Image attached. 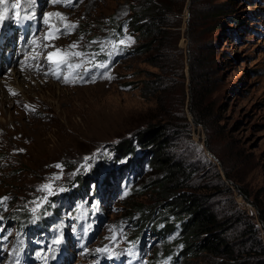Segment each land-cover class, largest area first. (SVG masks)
Here are the masks:
<instances>
[{"label": "rangeland", "instance_id": "374dc122", "mask_svg": "<svg viewBox=\"0 0 264 264\" xmlns=\"http://www.w3.org/2000/svg\"><path fill=\"white\" fill-rule=\"evenodd\" d=\"M134 1L73 0L75 6H66L36 0L33 20L40 27L34 39L37 45L47 42L43 39L48 31L43 15L58 11L69 21L78 22V27L52 43L66 49L79 42L80 51L91 52L94 46L100 48L99 43L92 41H110L99 24L103 26L109 15L124 17ZM170 1L174 6L170 16L173 26L168 30L175 35V44L165 53L169 51L167 63L172 72L151 64L148 53L129 51L107 71L112 79L102 78L88 64V72L78 73L82 80L64 83L62 76L57 79L45 75L49 65L43 55L39 61L28 59L36 51L46 55L54 50L37 48L31 43L34 39L28 42L24 53L16 49L17 64L16 59L1 64L0 197L11 198L6 202V210L0 206V236H7L0 248V264H14L17 258L12 256L13 248L20 252L19 264H45L38 253L49 257L47 264H148L147 258L153 252L162 251L160 239L150 231L134 243L135 258L127 254L133 243L126 241L129 235L124 231L114 248L120 253L118 256L109 259L95 253V249L110 243L107 237L112 235V226L124 227L131 200L119 195V186L106 187L102 203L90 200V208L97 207L88 219L80 220L73 219L81 213L75 215L70 209L76 197L71 191L80 178H87L88 183L100 178L107 186L120 165L115 158L116 144L150 122L167 123L168 117H173L170 124L177 126L179 133L183 130L185 136L174 143L176 152H185L197 167L192 187L208 192L217 190L212 195L217 203L232 199L255 222L264 243L259 218L264 209V0ZM215 4L226 7L227 15L209 16ZM233 16L241 21H235ZM56 19L51 21L55 23ZM13 25L14 21L7 20L0 31ZM11 39L7 40L8 46H12ZM5 42H0L1 47ZM37 62L42 65L40 71L26 66ZM72 62L78 61L74 58ZM14 65L18 67L16 74L12 70ZM62 71L66 73L67 69ZM143 80H156L161 88L143 96ZM9 89L18 95H12ZM159 97H164L165 107L159 103ZM25 105L34 106L35 112ZM201 110L205 112L203 121L196 122ZM93 154L96 159L89 161V171L70 175L84 162V157ZM57 163L64 165V175L56 185L66 191L56 195L54 205L63 207V219H52L44 232L27 228L19 233L10 212L21 211L20 216L31 213L26 205L44 195L37 188L60 171L52 167ZM146 175L149 176L148 172ZM151 199L148 193L138 196L142 203ZM74 205L81 210L78 204ZM88 225L91 228L85 235L83 229ZM61 233L63 241L55 246L53 258L49 248ZM40 234L43 236L37 238ZM136 246L142 247V251L138 253ZM200 260L201 257L197 258L195 264Z\"/></svg>", "mask_w": 264, "mask_h": 264}, {"label": "trees", "instance_id": "16d2710c", "mask_svg": "<svg viewBox=\"0 0 264 264\" xmlns=\"http://www.w3.org/2000/svg\"><path fill=\"white\" fill-rule=\"evenodd\" d=\"M173 9L170 0H135L129 4V11L124 17L107 16L103 26L99 24L104 35L110 41H118L128 35L134 43L111 57L100 53L99 47L94 46L91 52L99 53L96 62L108 64L107 70L96 67L93 68L94 72L101 75L110 71L129 51L148 53L147 59L151 64L159 66L162 71L172 72L167 63L169 51L167 54L165 52L175 44V35L168 30L173 26L170 18ZM226 12V7L215 4L208 15L219 17L227 15ZM233 17L235 21H241ZM199 60L202 61V57ZM160 88L156 80H143L141 94L156 93ZM158 101L162 107L167 105L164 97H159ZM201 101L200 97L198 104ZM204 113L201 110L197 117L199 121H195H203ZM168 119L172 120L173 117ZM169 120L167 123L150 122L116 144L118 153L115 158L120 163L116 174L109 178L105 187L100 178H95L91 183L87 178H80L71 191L76 197L70 209L75 215L83 213L88 219V215L93 213L90 200L102 203L106 198V187L114 184L119 186V195L131 200L123 223V231L129 235L126 241L133 244L138 242L145 231L160 239L162 251L153 252L147 258L148 264H179L181 261L195 264L200 257L202 260L197 264H264V243L251 217L240 211L232 199L223 204L215 202L212 195L217 190L208 192L197 186L192 187L197 167L191 163L189 156H185V152L182 155L176 152L174 143L185 136L183 130L179 133L178 127L172 126ZM222 183L231 192L229 186ZM146 193L152 198L151 202H138V196ZM55 198L56 195L52 196L50 204L36 214L38 218L35 222L31 213L20 216L21 211L10 212L19 233L27 228L45 231L50 222L63 219V207L54 205ZM75 203L81 210L74 208ZM259 218L264 228V209L260 210ZM136 247L138 253L142 251V247Z\"/></svg>", "mask_w": 264, "mask_h": 264}, {"label": "snow or ice", "instance_id": "6c2138e0", "mask_svg": "<svg viewBox=\"0 0 264 264\" xmlns=\"http://www.w3.org/2000/svg\"><path fill=\"white\" fill-rule=\"evenodd\" d=\"M51 2L56 4H64L66 6H75L73 0H51ZM9 5V6H6ZM36 6V0H0V28H2L7 20H12L17 24L23 23L24 21L33 20L35 19V12L34 8ZM23 13V14H22ZM57 18L56 22L53 23L51 21V18ZM43 23L48 26V31L43 37L44 41H47L45 43L37 45V41L34 39L32 40V44L36 45L37 48L42 49H48L53 48V51H49L44 55L40 51H36L34 55L30 56L28 59L39 61V58L41 55H43L44 61L49 65L47 72H45V75L51 74L57 79H61V76L63 78L64 83H76L80 80H82V77L78 75L79 71L88 72L89 68L85 65H92L93 68H101L107 70L108 64L105 62H96V56L99 53H92V52H86V51H80V44L79 42H73L70 44L66 49L65 48H59L56 47L53 41L59 38L61 35H70L77 27L78 22H72L69 21L67 16L64 15L61 12H48L43 15ZM83 39V37H81ZM91 43H99V51L100 53H105L108 57L113 56L114 54L121 51L123 48H126L130 46L132 43H134V40L131 36L125 35L122 39L109 41L107 43L104 42H97L92 41ZM107 48H110V51H105ZM76 59L78 62H72L73 59ZM28 68H34L37 71H40L42 68V65L37 62L36 64H26ZM67 69V72H63L62 69ZM23 70V66H22ZM102 78L112 79L113 77L105 71L101 74ZM95 81V77H93L92 82ZM12 95H18L14 90L9 89ZM25 108L29 111L35 112V107L31 105H25ZM18 151H23V149H19ZM96 159V154H93L90 157H84V162L76 169L75 172L71 173L70 175L75 176L79 174L81 171H89L92 165L89 163V161H94ZM52 167H55L56 169L60 170L58 173H54L51 178H49L47 183H44L40 185L37 188L38 192L44 193L43 196L37 197L34 200L29 202V205H26V207H29L30 212L33 216V222H35V219H37V213L44 208L46 204H50L49 197L57 195L59 192L66 191L64 187H57L56 181L61 180L63 178V167L64 165L62 163H57L55 165H52ZM127 195V193H125ZM11 197L4 196L0 197V206L4 208V210L7 209V201ZM97 206L93 205V208L95 209ZM85 218L84 214L78 215L76 217H73V219L80 220ZM2 219V217H0ZM91 228V225H88L83 229L84 234L86 235L89 229ZM73 230L75 231V227L73 226ZM112 235L110 237H107L109 239L110 243L105 245L102 248L95 249V253L100 256H106L109 259H112L113 257L118 256L120 253L116 252L114 250L115 246L118 244L119 238L123 237V227L122 226H112L111 228ZM7 240V236H0V248L4 247L3 241ZM63 241V234L61 233L60 238H57L54 240L53 246L49 248V252L53 253L54 258V252H55V246H58ZM22 241L20 242L22 246ZM135 245L133 244L131 247H129L126 251L127 254L130 256H133L135 258L136 253L134 252ZM20 255V252L13 248L12 250V256L16 257L14 264H19L18 257ZM40 255V258L44 260L45 264H47L48 256L46 255Z\"/></svg>", "mask_w": 264, "mask_h": 264}, {"label": "bare ground", "instance_id": "6f19581e", "mask_svg": "<svg viewBox=\"0 0 264 264\" xmlns=\"http://www.w3.org/2000/svg\"><path fill=\"white\" fill-rule=\"evenodd\" d=\"M8 39V38H7ZM10 48V47H9ZM0 49H1V45H0ZM23 49H24V47H21L19 50H18V53H21L22 51H23ZM20 55V54H19ZM26 57V56H25ZM0 59H3L4 61H7L8 60V57L6 56V54H4V55H2L1 56V53H0ZM15 59H16V64L18 63L17 62V59H18V56L16 55L15 56ZM19 60V59H18ZM2 67V66H1ZM18 68V67H17ZM17 68L15 67V65H14V67L12 68V70H13V72L15 71V72H18V70H17ZM14 72V73H15ZM16 74V73H15ZM1 79V78H0Z\"/></svg>", "mask_w": 264, "mask_h": 264}]
</instances>
